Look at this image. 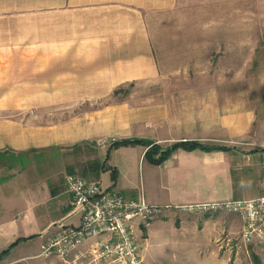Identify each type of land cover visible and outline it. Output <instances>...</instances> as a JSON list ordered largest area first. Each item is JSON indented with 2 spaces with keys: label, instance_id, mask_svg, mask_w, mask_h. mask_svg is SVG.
<instances>
[{
  "label": "crops",
  "instance_id": "1",
  "mask_svg": "<svg viewBox=\"0 0 264 264\" xmlns=\"http://www.w3.org/2000/svg\"><path fill=\"white\" fill-rule=\"evenodd\" d=\"M184 9L196 17L204 13L182 25L203 29L204 38L191 43L241 45L245 30L264 28V0H0V200L6 199L0 205V254L23 238L0 264L34 256L25 253L31 239L25 237L61 220L79 221L66 175L58 177L61 168L95 181L99 169L116 168L110 187L126 197L143 194L151 205L262 193L264 97L250 103L229 97L221 84L178 87L177 79L162 97L134 89L180 74L161 67L153 22ZM225 63L219 71L198 69L199 75L244 74ZM128 137L162 146L193 139L229 148L179 147L155 164L142 163L143 145L139 158L98 160L97 145ZM41 219L50 221L44 230Z\"/></svg>",
  "mask_w": 264,
  "mask_h": 264
},
{
  "label": "rangeland",
  "instance_id": "2",
  "mask_svg": "<svg viewBox=\"0 0 264 264\" xmlns=\"http://www.w3.org/2000/svg\"><path fill=\"white\" fill-rule=\"evenodd\" d=\"M261 15L258 19L262 20ZM200 16L196 17V12L189 13L187 9H184L173 13H163L153 22L158 24L153 29V39L161 67L181 69V72L177 76L164 77V82L139 85L134 89L141 88L143 94L162 97L163 90L166 91L164 88H170L171 81L174 83L176 79L180 83L178 87L195 82H210L226 87L229 97L242 96L244 101L251 103L253 99H257L260 103L264 97V28L256 32L245 30L247 38L241 45L191 43L204 38L203 29L197 27L189 29L182 25L188 19H202L204 13L200 12ZM172 21L183 23L179 27H172ZM248 39L261 42L248 43L246 42ZM224 47L233 50L225 53L222 50ZM224 62L235 68H241L244 74L199 75L198 69H211L214 72ZM174 87V91L178 90L177 86ZM140 146L143 145L131 144L114 148L109 159L123 162L129 157L139 158L137 149ZM107 147L109 145L96 146L95 154L100 162L106 159ZM92 153L94 154L93 149ZM41 157L37 155L39 161H42L43 157ZM52 158L54 159L52 164L55 166L56 158ZM144 158L143 154L142 163ZM47 167L43 164L40 166L42 169ZM111 171L112 168L99 169L96 174L97 181L103 188L110 187L112 184ZM68 172V168H61L58 171V177H65ZM77 173L81 174L79 171ZM5 200L1 199L0 205L5 204ZM239 217L238 214L228 211L183 213L175 209H166L149 220L136 218L132 223L135 236L142 246L143 260L140 264H264V232L262 236L246 241L242 235L243 228ZM49 222V220L41 219V228L44 230ZM45 229L47 230L36 232V235L25 244V253L34 256L19 264H51L50 260L37 256L40 252V244L49 231L48 228ZM8 255L6 259H9L12 253L9 257Z\"/></svg>",
  "mask_w": 264,
  "mask_h": 264
},
{
  "label": "built area",
  "instance_id": "3",
  "mask_svg": "<svg viewBox=\"0 0 264 264\" xmlns=\"http://www.w3.org/2000/svg\"><path fill=\"white\" fill-rule=\"evenodd\" d=\"M71 205L79 212V221L63 220L45 234L38 256L51 264H140L142 246L134 233L136 218L149 220L166 209L183 213L228 211L242 221L246 241L264 232V186L253 198L201 201L180 205H151L144 195L126 197L111 187L75 173L66 175Z\"/></svg>",
  "mask_w": 264,
  "mask_h": 264
},
{
  "label": "trees",
  "instance_id": "4",
  "mask_svg": "<svg viewBox=\"0 0 264 264\" xmlns=\"http://www.w3.org/2000/svg\"><path fill=\"white\" fill-rule=\"evenodd\" d=\"M115 93H118V89L115 91ZM131 144H142L147 146V150L145 152V158H147L149 161L155 164H160L164 160H166L177 148L182 147L185 149H194V148H201L205 150H214V149H227V147L224 144H217V143H207V142H201L199 140H190V139H183L180 141H176L168 146H162L159 143H156L155 141L151 139L146 138H139V137H128V138H121V139H115L108 147L107 149V156L108 159L110 156L111 151L114 148H118L122 145H131ZM113 180H116L117 178V171L116 168H112L111 171ZM34 235H31L30 238ZM21 239H18L16 242H14L9 248L5 249L0 254V259L10 251V248L14 246L16 243H18Z\"/></svg>",
  "mask_w": 264,
  "mask_h": 264
}]
</instances>
